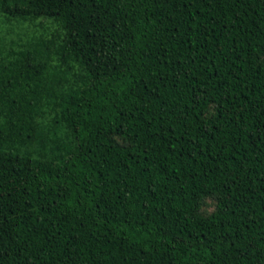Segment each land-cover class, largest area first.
I'll use <instances>...</instances> for the list:
<instances>
[{"label":"trees","instance_id":"obj_1","mask_svg":"<svg viewBox=\"0 0 264 264\" xmlns=\"http://www.w3.org/2000/svg\"><path fill=\"white\" fill-rule=\"evenodd\" d=\"M0 264H264V0H0Z\"/></svg>","mask_w":264,"mask_h":264}]
</instances>
